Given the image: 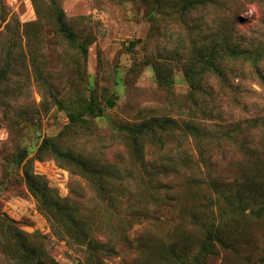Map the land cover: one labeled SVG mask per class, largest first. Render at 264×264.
I'll return each instance as SVG.
<instances>
[{
  "label": "rangeland",
  "instance_id": "1",
  "mask_svg": "<svg viewBox=\"0 0 264 264\" xmlns=\"http://www.w3.org/2000/svg\"><path fill=\"white\" fill-rule=\"evenodd\" d=\"M14 234L58 264H264V0H0V264Z\"/></svg>",
  "mask_w": 264,
  "mask_h": 264
},
{
  "label": "trees",
  "instance_id": "2",
  "mask_svg": "<svg viewBox=\"0 0 264 264\" xmlns=\"http://www.w3.org/2000/svg\"><path fill=\"white\" fill-rule=\"evenodd\" d=\"M57 24L59 27L60 32L65 36L66 40L68 43L72 46L75 45V40H74V35L70 31V29L67 27L66 23L62 19L61 16L57 18ZM80 52L82 54H85L86 51L84 48L80 47ZM231 56H235L236 53L231 50L230 53H228ZM206 65L210 69H215L214 67V62L211 59L206 60ZM189 72L186 71L185 75L188 76ZM116 96L111 95L109 100L106 102L105 107H112L115 104ZM104 110V107L99 106V105H94L91 102H88L85 106L86 113L89 116H96L100 115ZM69 120L71 123L75 122H82L83 118L81 115H76V114H70L69 115ZM173 126L175 125L174 121L171 120H163L159 121L158 119H150L144 123H141L138 126L135 127H130V126H120L119 131H122L124 134L130 135L132 138H136L139 135H141L143 132L151 133L154 134L158 130H165L167 126ZM220 128L225 129L224 131L227 132V129H230V126H221ZM188 131L195 137H199L201 135V130L197 126V124L194 121H191L190 124L187 125ZM224 133L223 131H221ZM225 138L230 137L229 133H224ZM219 138V137H218ZM51 150L53 153L59 157H63L66 155L62 152H60L56 147L53 145L51 146ZM25 157V150H23L18 158L19 161H21ZM25 181L28 185L29 190L37 197L39 201H41V204L45 208H50V207H57V202L56 200L51 196V193L49 189H47L44 185L40 184L39 185L35 182V179L28 173H25ZM245 186V185H244ZM246 187V186H245ZM247 188V187H246ZM261 210H256L255 214H259ZM213 236V233H209V240ZM15 240L19 243V245L22 247L23 251L25 252L26 256H22V263L21 264H29V263H34V264H58L56 261H54L52 258H49L47 256H38L35 255V252L32 248L28 247L24 240L22 239L21 236L18 234H14ZM205 249V248H203ZM106 250V249H105ZM261 262V261H260ZM262 262H264V259H262Z\"/></svg>",
  "mask_w": 264,
  "mask_h": 264
}]
</instances>
